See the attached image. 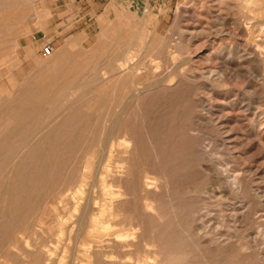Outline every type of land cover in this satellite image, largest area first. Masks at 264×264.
<instances>
[{"label": "rangeland", "instance_id": "1", "mask_svg": "<svg viewBox=\"0 0 264 264\" xmlns=\"http://www.w3.org/2000/svg\"><path fill=\"white\" fill-rule=\"evenodd\" d=\"M249 1L118 0V16L105 20L96 16L91 32L54 37L41 30L51 15L71 13L73 0H0V264H46L47 260L49 264H138V258L147 260L142 250L146 247L151 257L161 261L158 264H172L168 260L181 252L186 255L183 264H264V0H254L261 4ZM248 30L255 35L249 38ZM47 43L54 46L51 57L42 54ZM130 54L136 59L128 66ZM133 68L138 72L135 86L141 92L137 99L129 97L133 91L127 89L129 81L123 76ZM117 72L122 73V80ZM42 77L57 82L50 86L47 96L38 90L34 100L39 103L32 104V110L30 104H24V109L30 108L33 113L12 114V118L9 110L14 94H23ZM6 124L10 130L20 127L16 138L9 139L10 130L3 128ZM102 124L112 131L100 140L96 136ZM55 132L59 134L54 136ZM71 141L77 145L74 161L70 162L74 166L59 170L74 148ZM111 143L116 150L110 148ZM106 144L107 151L103 148ZM123 144L131 151L125 163ZM110 152L114 158L109 157ZM82 162L87 165L82 166ZM121 164L127 167L125 173L119 169L125 177L118 173ZM37 166L40 171L35 169ZM147 177L155 182L149 191L144 187ZM57 180L62 183L50 193L49 183ZM80 188L82 193L75 202L70 194ZM144 203L150 204L148 213ZM105 204L113 209L112 217L107 212L102 214ZM86 205L90 209L84 210ZM33 214L38 216L34 221ZM127 217L130 221L125 222ZM97 218L103 222L97 225L105 230L102 235L90 228ZM32 221L40 224L35 231ZM127 222H133L136 237L118 241L117 235L131 228ZM13 226L19 228L17 232Z\"/></svg>", "mask_w": 264, "mask_h": 264}, {"label": "bare ground", "instance_id": "2", "mask_svg": "<svg viewBox=\"0 0 264 264\" xmlns=\"http://www.w3.org/2000/svg\"><path fill=\"white\" fill-rule=\"evenodd\" d=\"M246 1H247V0H246ZM239 2H240V1H239ZM244 2H245V1H244ZM249 2H251V3H255L254 0H253V1L250 0ZM259 2H260V1H258V3H259ZM256 3H257V2H256ZM256 3H255V4H256ZM258 3H257V4H258ZM240 4H242V2H241ZM259 4H261V3H259ZM244 6H246V5H244ZM247 6H248V5H247ZM252 6L255 7V6H258V5H254V4H252ZM250 7H251V6H250ZM254 7H253V8H254ZM261 7H263V6H261ZM5 8H6V7H5ZM30 8H31V7H30ZM30 8H29V9H30ZM243 8H244V7H243ZM246 8H247V7H246ZM258 8H259V6H258ZM2 9H3V8H2ZM250 9H251V8H249L248 11H250ZM254 10H255V9H254ZM31 11H33V8H32ZM238 11H239V10H238ZM255 11H256V10H255ZM258 11H259V10H258ZM24 12H25V11H24ZM242 12H243V11H242ZM250 12L252 13V10H251ZM26 13H27V12H26ZM26 13H25V14H26ZM262 13H263V12H262ZM262 13H261V14H262ZM241 14H243V13H241ZM257 14H259V12H258ZM261 14H260V15H261ZM5 15H6V14H5ZM20 15H22V14H20ZM245 15H246V14H245ZM245 15H244V16H245ZM38 16H39V15H38ZM246 16H247V15H246ZM262 16H264V15H262ZM35 17H36V16H35ZM6 18H7V17H6ZM8 18H9V17H8ZM45 18H46V17H45ZM16 19H18V18L16 17ZM20 19H21V18H20ZM25 19H26V18H25ZM248 19H249V18H248ZM252 19H253V18H252ZM4 20H6V19L4 18ZM10 20H11V19H10ZM249 20H250V19H249ZM18 21H19V20H18ZM247 21H248V20H247ZM6 22H7V21H6ZM10 22H12V21H10ZM10 22L8 21V23H10ZM20 22H22V21H20ZM12 23H14V22H12ZM15 24H16V23H15ZM34 24H35V23H34ZM247 24H248V23H247ZM261 24H263V23H261ZM2 25H3V24H2ZM2 25H0V26H2ZM4 25L6 26L5 21H4ZM10 25H11V24H10ZM12 25H14V24H12ZM22 25H23V24H22ZM35 25H36V24H35ZM37 25H38V22H37ZM37 25H36V29H39V27H38ZM7 26H8V25H7ZM40 26H41V25H40ZM254 26H255V24H254ZM8 27L11 28L10 26H8ZM28 27H29V26H28ZM243 27H244V25H243ZM248 27L250 28V26H248ZM261 27H262V26H261ZM32 28H33V27H32ZM238 28L240 29V27H238ZM0 29H1V28H0ZM3 29H4V28H3ZM3 29H2V30H3ZM7 29H8V28H7ZM7 29H6V30H7ZM241 29H242V28H241ZM245 29H246V28H245ZM8 30H9V29H8ZM11 30H12V28H11ZM246 30H247V29H246ZM263 30H264V29H263ZM13 31H14V30H13ZM251 31H252V30H251ZM251 31H250V30L247 31V33H248V37H249V38H251L252 35L255 33V32L252 33ZM256 31H257V30H256ZM9 32H10V31H9ZM3 33H5V32L3 31ZM3 33H2V34H3ZM245 33H246V32H245ZM12 35H13V34H12ZM21 35H22V34H21ZM254 35H255V34H254ZM16 36H17V35H16ZM18 36H19V35H18ZM18 36H17V37H18ZM234 36H235V35H234ZM119 37H120V36H119ZM122 37H123V36H122ZM122 37H121V38H122ZM14 39H15V38H14ZM1 40H2V39H1ZM160 40H161V39H160ZM160 40H159V41H160ZM18 41H19V40H18ZM16 42H17V41H16ZM161 42H162V40H161ZM11 43H12V42H11ZM159 44H160V43H159ZM9 45H10V44H9ZM15 46H16V45H15ZM19 46H20V45H18V47H19ZM160 46H161V45H160ZM163 46H164V45H163ZM18 47L16 46L15 48H18ZM151 49H152V48H151ZM159 49H160V48H159ZM1 50H2V49H1ZM155 50H156V49H154V52H155ZM164 51L166 52V50H164ZM154 52L152 51V53H154ZM152 53H151V54H152ZM155 53H156V52H155ZM125 54H126V53H125ZM157 54H158V53H157ZM159 54H160V53H159ZM161 54H162V53H161ZM263 54H264V53H263ZM6 55H7V54H6ZM6 55H5V56H6ZM131 55H133V54H130L129 56H127V61H126V63L128 64V66H130V65H134V64H135V59H136V57H133V56H131ZM163 55H164V54H163ZM14 56H15V55H14ZM80 56H81V55H80ZM124 56H125V55H124ZM156 56H158V55H156ZM165 56H166V55H165ZM165 56H164V57H165ZM50 57H51V56H50ZM160 57H161V56H160ZM161 58H162V57H161ZM262 58H263V57H262ZM12 60H13V59H12ZM259 61H260V60H259ZM14 62H15V61H14ZM78 62H79V61H78ZM56 64H57V63H56ZM127 64H126V65H127ZM143 65H145V64L143 63L142 66H143ZM166 65H167V63H166ZM166 65H165V66H166ZM142 66H141V67H142ZM117 67H118V66H117ZM133 67H134V66H133ZM143 67H144V66H143ZM38 68H39V67H38ZM116 69H117V68H116ZM134 69H135V68H133V69H129V71H128L127 74H124V73H123V74H124L123 76H125V78L129 81V86H127V89H129L130 91H133V93L130 94L129 97H130V98H133V99H137V98H139L141 92H140L139 90H137V87L135 86V84H136V82H134V81H135V74H137L138 72L135 73V70H136V69H135V70H134ZM110 70H111V69H110ZM110 70H109V71H110ZM119 70H120V69H119ZM40 71H41V70H40ZM64 71H65V70H64ZM71 72H72V71H71ZM125 72H127V71H125ZM80 73H82V72H80ZM117 73H118V72H117ZM37 74H38V73H37ZM60 74H62V73H60ZM60 74H59V75H60ZM85 74H86V73H85ZM104 74H105V73H104ZM118 74H119V75H118V76H119V80H120V79L122 80V78H120V76L122 75V73H121V75H120V73H118ZM39 75H40V74H39ZM57 75H58V74H57ZM68 75H69V74H68ZM70 75H71V73H70ZM115 75H116V74H115ZM74 76H75V75H74ZM137 76H138V75H137ZM36 77H37V75H36ZM54 77H55V76H54ZM62 77H64V76H62ZM62 77H61L60 79H62ZM72 77H73V76H72ZM75 77H76V76H75ZM104 77H105V76H104ZM116 77H117V76H116ZM116 77H115V78H116ZM121 77H122V76H121ZM159 77H160V76H159ZM161 77H162V76H161ZM1 78H2V77H1ZM5 79H6V78H5ZM9 79H10V78H9ZM28 79H29V78H28ZM60 79H59V81H60ZM117 79H118V78H117ZM114 80H115V79H114ZM114 80H112V81L114 82ZM119 80H118V82H119ZM127 80H126V81H127ZM146 80H147V79H146ZM32 81H33V80H31V82H32ZM65 81H66V80H65ZM115 81H116V80H115ZM126 81H125V82H126ZM136 81H138L137 78H136ZM162 81H163V80H162ZM56 82H57V81L55 80V78H52V77H42V78H40V79H35L34 82L28 87L29 89H28L27 91H25L23 94H22L21 92H17V93L14 94V98H13V100H12L13 103H12L11 109L9 110V113H10L11 115H12V114H13V115H14V114H18V116H19L20 113H24V112H28V114H30L31 112L33 113L34 110L30 112V108H31V110H32V108H33V107H32V104H34L35 102H38V101H35V100H36L35 98L38 97V95H39L38 90H39V91L41 90L42 92H44L43 94H44L45 96H47V95H48V94H47V91L49 90L50 86H52V85L55 84ZM77 82H78V80H76V83H77ZM160 82H161V81H160ZM79 83H80V82H79ZM137 83H139V82H137ZM172 83H173V82H172ZM24 84H25V85H24ZM24 84H22V85H23L22 87L26 86V83H24ZM28 84H29V83H28ZM117 84H118V83H117ZM60 85H61V84H60ZM106 85H107V84H106ZM106 85H105V86H106ZM113 85H114V83H113ZM120 85H121V84H120ZM120 85H119V86H120ZM123 85H124V84H123ZM79 86H80V85H79ZM105 86H104V87H105ZM156 86H158V84H157ZM22 87H20V89H21ZM121 87H122V85H121ZM168 87H169V86H168ZM2 88H3V87H2ZM112 88H114V87L112 86L111 89H112ZM115 88H118V85H117V87H115ZM119 88H120V87H119ZM154 88H155V87H154ZM68 89H69V88H68ZM76 89H77V88H76ZM121 89H122V88H121ZM147 89H148V88H147ZM147 89H146V90H147ZM23 90H25V89H23ZM54 90H55V89H54ZM116 90H117V89H116ZM123 90H124V89H123ZM146 90H145V91H146ZM2 91H4V90L2 89ZM56 91H57V90H56ZM56 91H55V92H56ZM124 91H126V89H125ZM142 91H143V89H142ZM145 91H144L143 93H145ZM42 92H40V94H42ZM119 92H120V91H119ZM11 93H12V92H11ZM12 94H13V93H12ZM67 94H68V93H67ZM98 94H99V93H98ZM4 95H5V94H4ZM4 95H3V96H4ZM89 95H90V94H89ZM89 95H87V96H89ZM1 96H2V95H1ZM26 96L28 97V98H27V101L24 99V97H26ZM5 97H6V96H4V98H5ZM63 97H64V96H63ZM106 97H107V96H106ZM111 97H112V96H111ZM124 97H125V96H124ZM126 97H128V96H126ZM104 98H105V97H104ZM34 99H35V100H34ZM62 99H63V98H62ZM108 99H109V98H108ZM5 100H6V99H5ZM38 100H39V99H38ZM49 100H50V99H49ZM112 100H113V98H112ZM10 101H11V100H10ZM39 101H40V100H39ZM41 101H42V100H41ZM108 101H110V100H108ZM114 101H115V99H114ZM124 101L126 102V100H124ZM27 102H28V103H27ZM94 102H95V101H94ZM0 103H1V102H0ZM3 103H4V102H3ZM5 103H6V102H5ZM38 103H39V102H38ZM42 103H44V102H42ZM114 103H115V102H114ZM114 103H113V105H114ZM118 103H119V102H118ZM136 103H138V102H136ZM24 104H28V105L30 104L31 106H30V108H28V110H25V109H24ZM47 104H49V103L47 102ZM68 104H69V103H68ZM68 104H67V106H68ZM94 104H95V103H94ZM115 104H116V103H115ZM95 105H96V104H95ZM133 105H134V102H133ZM2 106L5 108V104H3ZM41 106H42V105H41ZM41 106H40V108H42ZM50 106H51V105H50ZM50 106L48 105L47 108L50 107ZM123 106H124V105H123ZM123 106H121V111L123 110V109H122ZM126 106H127V105H126ZM36 107H37V106H36ZM36 107H35V108H36ZM43 107H44V106H43ZM45 108H46V107H45ZM50 108H51V107H50ZM50 108H49V110H50ZM37 109H38V108H37ZM42 109H43V108H42ZM69 109H71V108H69ZM0 110H1V109H0ZM2 110H3V109H2ZM2 110H1V112H2ZM124 110H125V107H124ZM67 111H68V110H67ZM77 111H78V110H77ZM1 112H0V113H1ZM16 112H18V113H16ZM29 112H30V113H29ZM39 112H40V111H39ZM47 112H48V110H47ZM101 112H102V111H101ZM109 112H111V111H109ZM109 112H108V115H106L108 118H109ZM119 112H120V111H119ZM119 112H118V113H119ZM123 112H124V111H123ZM123 112H122V113H123ZM65 113H66V112H65ZM72 113H74V112H72ZM79 113H80V112H79ZM97 113H98V112H97ZM126 113H127V112H126ZM126 113H125V114H126ZM40 114H43V113H40ZM67 114H68V113H67ZM119 114H120V116H121V113H119ZM125 114H124V115H125ZM13 115H12V118L14 117ZM23 115H24V114H23ZM23 115H22V116H23ZM25 115H26V114H25ZM50 115H52V114H50ZM7 116H8V115H7ZM26 116H27V115H26ZM29 116H30V115H28V117H29ZM52 116H53V115H52ZM69 116H70V115H69ZM87 116H88V115H87ZM118 116H119V115H118ZM118 116H117V117H118ZM120 116H119V117H120ZM44 117H45V116H44ZM107 117H106V118H107ZM119 117H118V118H119ZM122 117H123V115H122ZM15 118H16V117H15ZM19 118H20V117H19ZM31 118H32V117H31ZM106 118L103 119V121H105ZM56 119H57V118H56ZM99 119H100V118H99ZM119 119H120V118H119ZM21 120H22V119H21ZM48 120H49V119H48ZM66 120H67V119H66ZM68 120H69V117H68ZM68 120H67V122H68ZM108 120H109V119H108ZM108 120H107V122H108ZM112 120H113V119H112ZM0 121H1V120H0ZM86 121H87V120H86ZM91 121H93V120L91 119ZM119 121H120V120H119ZM122 121H123V120H122ZM81 122L84 123V121H81ZM97 122H98V121H97ZM99 122H100V121H99ZM30 123H31V122H30ZM32 123H33V122H32ZM49 124H51V123H49ZM120 124H121V123H120ZM120 124H119V125H120ZM7 125H8V124H6L5 127H4V125H3V128H4L6 131H7V130H10V128H9ZM29 125H31V124H29ZM66 125H68V124H66ZM102 125H104V124H102ZM15 126H16V125H15ZM49 126H50V125H49ZM70 126H71V125H70ZM73 126H74V125H73ZM95 126H96V125H95ZM111 126H113L112 123H111ZM53 127H54V126H53ZM58 127H59V126H58ZM60 127H61V126H60ZM60 127H59V129H60ZM63 127L65 128V126H63ZM68 127H69V125H68ZM68 127H66V128H68ZM120 127H121V126H120ZM64 128H62L63 131H64ZM69 128H70V127H69ZM0 129H1V127H0ZM18 129H20V127H19ZM18 129H17V127H14V128H12V129L9 131V133L7 134V136L9 137V139H10V137H14V136L18 133ZM21 129H22V128H21ZM45 129H46V128H45ZM48 129H52V127H51V128L48 127ZM70 129H71V128H70ZM75 129H77V128H75ZM86 129H87V128H86ZM120 129H121V128H120ZM1 130H2V129H1ZM1 130H0V131H1ZM46 130H47V129H46ZM66 130H67V129H66ZM87 130H88V129H87ZM110 130H111V128L107 127V125L105 124L104 126H102V128L100 129V133H99V135H97L96 137H97V138H100V140H101V137H102L103 135L106 136V133H107L108 135L110 134V133H108V131L110 132ZM41 131H42V130H41ZM59 131H60V130H59ZM68 131H69V130H68ZM68 131H67V134H68ZM70 131H71V130H70ZM97 131H98V129H97ZM111 131H112V130H111ZM22 132H23V131H22ZM44 132H46V131H44ZM61 132H62V131H61ZM74 132H75V131H74ZM88 132H89V131H88ZM93 132H94V131H93ZM95 132H96V131H95ZM2 133H3V132H2ZM19 133H20V132H19ZM40 133H41V132H40ZM46 133H47V132H46ZM76 133H77V132H76ZM76 133H74V134H76ZM78 133H79V132H78ZM121 133H122V130H121ZM129 133H130V132H129ZM38 134H39V133H38ZM44 134H45V133H44ZM58 134H59V132H58ZM58 134H57V132H55L54 136H57ZM74 134H73V135H74ZM90 134H91V133H90ZM115 134H116V133H115ZM118 134H120V132H119ZM0 135H1V134H0ZM41 135H43V134H40L39 136H41ZM52 135H53V134H52ZM52 135H50V136H52ZM82 135H83V133H82ZM7 136H5V137H7ZM16 136H17V135H16ZM16 136H15V138H16ZM71 136H72V135H71ZM75 136H76V135H75ZM90 136H91V135H90ZM90 136H89V137H90ZM92 136H93V135H92ZM94 136H95V133H94ZM94 136H93L92 138H94ZM104 136H103V137H104ZM129 136H130V135H129ZM129 136H128V137H129ZM0 137L2 138V136H0ZM41 137H42V136H41ZM79 137H80V136H79ZM85 137L88 138V137L86 136V134H85ZM116 137H117V134H116ZM118 137H119V136H118ZM72 138H74V137H72ZM75 138H77V137H75ZM80 138H81V137H80ZM80 138H79V139H80ZM86 138H85V139H86ZM106 138H107L108 140H110L109 136L106 137ZM49 139H50V138H49ZM70 139H71V138H70ZM102 139H103V138H102ZM115 139L118 140V138H115ZM122 139H123V138H121V140H122ZM128 139H129V138H128ZM0 140H1V139H0ZM7 140H8V138H7ZM22 140H23V139H22ZM73 140H74V139H73ZM75 140H76V139H75ZM116 140H115V141H116ZM50 141H51V140H50ZM52 141H53V140H52ZM54 141H55V139H54ZM67 141H69V139H67ZM83 141H84V140H83ZM86 141H87V140H86ZM111 141H112V140H110V142H111ZM113 141H114V140H113ZM130 141H131V140H130ZM24 142H25V141H24ZM30 142H32V141H30ZM30 142H29V143H30ZM71 142H74V141H71ZM80 142H81V140H80ZM84 142H85V141H84ZM104 142H105V141H104ZM104 142H103V143H104ZM108 142H109V141H108ZM121 142H123V141H121ZM121 142H119V143H121ZM126 142H129V140H127ZM9 143H10V142H9ZM9 143L7 144V146L9 145ZM20 143H21V142H20ZM25 143H26V142H25ZM41 143H43V142H41ZM56 143H57V141H55V144H56ZM63 143H65V142L63 141ZM63 143H62V144H63ZM98 143H99V142H98ZM98 143H97V144H98ZM114 143H115V142H113V144H114ZM129 143H130V142H129ZM131 143H132V142H131ZM10 144H11V143H10ZM23 144H24V143H23ZM30 144H31V143H30ZM62 144H61V145H62ZM113 144L111 143V146H110V148H112V149L115 148V146L112 147ZM28 145H29V144H28ZM84 145H86V142H85ZM84 145H83V146H84ZM94 145H96V144L94 143ZM38 146H40V145L38 144ZM71 146H73L74 148L71 149L70 152H68L69 157H68V159L66 158L67 160L65 159L66 161L64 160L65 163H64V164H63V163L61 164V165H63V166H62V168H60L59 170H64V167H65V170H66V167H67V168H70V167L74 166V163L72 164V163H70V162H72V160H73V159H72V157L74 156L73 154L77 152V145H76L75 142H74V144H71ZM75 146H76V148H75ZM80 146H81V145H80ZM87 146L90 147L89 145H87ZM100 146H101V145H100ZM106 146H107V144H106L105 147H103V148H106ZM120 146H121V145H120ZM123 146H124L125 150H123V152H122V159H123V161H124V163H125V159H126V157L128 156L127 153H128V151H130V149L127 147L126 144H123ZM12 147H13V146H12ZM23 147H24V146H23ZM49 147H50V146H49ZM57 147H58V146H57ZM57 147H56V149H57ZM92 147H93V146H92ZM97 147H98V145H97ZM6 148H7V147H6ZM27 148H28V147H27ZM27 148H26V149H27ZM32 148H33V147H32ZM42 148H44V147H42ZM42 148H41V150H42ZM127 148H128L129 150H128ZM131 148H132V147H131ZM2 149H3V148H2ZM8 149H9V148H8ZM23 149H25V148H23ZM36 149H39V148L37 147ZM52 149H53V148H52ZM87 149H88V148H87ZM90 149H92V148L90 147ZM90 149H89V150H90ZM93 149H95V148L93 147ZM101 149H102V148H101ZM107 149H108V147L106 148V150H105V149H103V150L107 151ZM112 149H111V150H112ZM43 150L45 151L46 149L44 148ZM68 150H69V148H68ZM99 150H100V149H99ZM103 150H101V151H103ZM115 150H116V148H115ZM119 150H120V149H119ZM121 150H122V149H121ZM34 151H35V150H34ZM47 151H49V150H46V152H47ZM96 151H97V150H96ZM8 152H9V151H8ZM112 152H114V150H113ZM119 152H120V151H118V153H119ZM130 152H131V151H130ZM132 152H133V151H132ZM55 153H56V152H55ZM59 153H60V150H59ZM59 153L56 154V155H60ZM66 153H67V152H66ZM80 153H81V152H80ZM90 153H91V152H90ZM99 153H101V152H99ZM103 153H106V152H102V154H103ZM107 153H108V152H107ZM110 153H111V152H110ZM110 153H109V154H110ZM115 153H116V152H115ZM120 153H121V152H120ZM120 153H119V155H120ZM32 154H34V153L32 152ZM111 154H112V153H111ZM111 154H110V155H111ZM129 154H130V153H129ZM23 155H24V154H23ZM23 155H22V156H23ZM38 155H40V154H38ZM41 155H42V154H41ZM46 155H47V154H46ZM76 155H77V154H76ZM99 155H100V154H99ZM103 155H104V154H103ZM106 155H108V154H106ZM106 155H105V156H106ZM110 155H109V157H113V154H112V156H110ZM78 156H79V154H78ZM30 157H31V156H30ZM48 157H51V156H48ZM64 157H65V156H64ZM76 157H77V156H76ZM51 158H52V157H51ZM51 158H50V160H51ZM69 158H70V160H69ZM83 158H84V157H83ZM91 158H92V157H91ZM113 158H114V157H113ZM129 158H130V157L128 156V159H129ZM20 159H21V158H20ZM33 159H34V158H33ZM37 159H38V158H37ZM81 159H82V157H81ZM102 159H104V158H102ZM102 159H101V160H102ZM107 159H110V158H107ZM13 161H14V160H13ZM24 161H25V160H24ZM27 161H28V160H27ZM36 161H37V160H36ZM36 161H35V162H36ZM44 161H45V160H44ZM47 161H49V160H47ZM64 161H63V162H64ZM73 161H74V160H73ZM75 161L77 162L76 159H75ZM87 161H88V160H87ZM99 161H100V160H99ZM120 161H121V160H120ZM20 162H21V161H20ZM42 162H43V161H42ZM55 162H56V161H55ZM55 162H54V163H55ZM79 162H80V161H79ZM82 163H83L82 166H86V165H87V162H82ZM13 164H14V163H13ZM18 164H19V163H18ZM44 164H45V163H44ZM44 164L42 163V165H44ZM50 164H51V163H50ZM75 164H76V163H75ZM98 164L101 166V161H100V163H98ZM103 164H104V160H103L102 165H103ZM130 164H131V163H130ZM16 165H17V164H16ZM45 165H46V164H45ZM121 165H123V166H122V167H118V173L121 172V170H119V169L124 170V172H123V171H122V172L125 173V170L127 169V167H126V165L124 166V164H121ZM10 166H11V165H10ZM12 166H13V165H12ZM47 166H48V165H47ZM47 166H46V170H47ZM82 166H81V167H82ZM119 166H120V165H119ZM13 167H14V166H13ZM13 167H12V168H13ZM17 167H18V166H17ZM60 167H61V166H60ZM93 167H94V166H93ZM102 167H103V166H102ZM106 167H107V166H105V168H106ZM22 168H23V167H22ZM28 168H29V167H28ZM28 168H27V169H28ZM36 168H37V169H36ZM94 168H95V167H94ZM108 168H109V167H108ZM128 168H129V167H128ZM7 169H8V168H7ZM32 169H33V168H32ZM35 169H36V170H39V169H38V166L35 167ZM35 169H34V170H35ZM43 169H45V168H43ZM43 169H41V170H43ZM51 169H52V168H51ZM51 169H50V170H51ZM70 169H71V168H70ZM79 169H80V168H79ZM130 169H131V167H130ZM142 169H143V168H142ZM9 170H10V169H9ZM23 170H24V169H23ZM23 170H21V171H23ZM36 170H35V171H36ZM57 170H58V169H57ZM59 170H58V171H59ZM75 170H76V169H75ZM84 170L87 171L86 168H84ZM109 170H110V169H109ZM39 171H40V170H39ZM81 171H82V170H81ZM98 171H99V170H98ZM104 171H105V169H104ZM106 171H108L107 168H106ZM119 171H120V172H119ZM10 172H12V171H10ZM24 172H25V171H24ZM27 172H28V170H27ZM47 172H48V171H47ZM47 172H46V174H47ZM71 172H72V171H71ZM87 172H88V171H87ZM108 172H109V171H108ZM110 172H111V171H110ZM129 172H130V171H129ZM147 172H148V171H147ZM35 173H36V172H35ZM39 173H43V171H42V172H39ZM49 173H50V172H49ZM51 173H52V172H51ZM67 173H69V171H68ZM96 173H97V171H96ZM114 173H115V172H114ZM126 173H127V172H126ZM137 173H138V172H137ZM148 173H149V172H148ZM23 174H24V173H23ZM59 174H60V173H59ZM120 174H121V175H120ZM120 174H119V176L122 177L123 174H122V173H120ZM3 175H4V174H3ZM31 175H32V174H31ZM38 175H39V174H38ZM38 175H37V177H38ZM50 175H51V174H50ZM78 175H79V174H78ZM96 175H99V173L96 174ZM148 175H149V174H148ZM12 176H14V175H12ZM29 176H30V175H29ZM62 176H63V175H62ZM62 176H61V177H62ZM64 176L67 178L68 174H67V176H66V173H65ZM64 176L62 177V179H64ZM79 176L81 177V176H82V173H80ZM85 176H86V175H85ZM115 176H116V175H115ZM115 176H114V177H115ZM123 176H124V175H123ZM4 177H5V176H4ZM40 177H44V175L42 176V174H41ZM49 177H50V176H49ZM53 177H54V176H53ZM53 177H52L51 179H55V178H53ZM76 177H77V176H76ZM99 177H100V176H99ZM101 177H102V176H101ZM114 177H113V179H114ZM124 177H125V176H124ZM128 177H129V176H128ZM134 177H136V176H134ZM1 178H2V177H1ZM1 178H0V179H1ZM8 178H10V177H8ZM8 178H7V179H8ZM45 178H46V177H45ZM12 179H13V178H12ZM23 179H24V178H23ZM29 179H30V178H29ZM40 179H41V178H39L38 180L40 181ZM58 179H59V178H58ZM69 179H70V178H69ZM144 179H145V178H144ZM1 180H2V179H1ZM27 180H28V178H27ZM45 180H46V179H44V181H45ZM65 180H66V179H65ZM65 180H64V181H65ZM73 180H74V179H73ZM120 180H121V179H120ZM9 181H10V180H9ZM22 181H23V180H22ZM28 181H29V180H28ZM39 181H37V182H39ZM47 181H48V180H47ZM69 181L71 182V180H69ZM76 181H77V180H76ZM76 181H75V182H76ZM78 181H79V183H80V179H79ZM153 181H154V180H153L152 177H147V178H146L145 183H144V187H145V190H146V191H147V190L149 191V190L152 189V187H153L152 185L155 183V182H153ZM233 181H234V180H233ZM6 182H8V181H6ZM6 182H5V183H6ZM34 182H36V179H35ZM42 182H43V180H42ZM49 182H50V180H49ZM104 182H106V181H104ZM216 182H217V181H216ZM216 182H215V183H216ZM234 182H235V181H234ZM29 183H31V180L29 181ZM47 183H48V182H47ZM59 183H62V182H60V180H57V182H55V183H54V182L52 183V181H51V183H49L50 193H51V191L53 190L52 188L55 187L54 189H56V187L59 185ZM63 183H64V182H63ZM73 183H74V181H73ZM73 183H72V184H73ZM102 183H103V182H102ZM120 183H121V182H120ZM133 183H134V182H133ZM6 184H8V183H6ZM21 184H22V183H21ZM69 184H70V183H69ZM103 184H104V183H103ZM130 184H131V183H130ZM236 184H237V182H236ZM30 185H31V184H30ZM30 185H29L28 187H30ZM35 185H36V184H35ZM51 185H52V186H51ZM61 185H63V184H61ZM67 185H68V184H67ZM80 185L82 186L81 183H80ZM83 185H85V184H83ZM132 185H134V184H132ZM220 185H221V184H220ZM19 186H20V185H19ZM19 186H18V187H19ZM21 186H22V185H21ZM23 186H24V185H23ZM33 186H34V184H33ZM40 186H41V184H40ZM44 186H45V185H44ZM65 186H66V185H65ZM101 186H102V185H101ZM135 186H136V185H135ZM135 186H134V187H135ZM1 187L4 188L5 185H3V186H1ZM6 187H7V186H6ZM18 187H17V188H18ZM34 187H35V186H34ZM83 187H84V186H83ZM7 188H8V187H7ZM17 188H16V189H17ZM26 188H27V187H26ZM32 188H33V187H32ZM42 188H44V187H42ZM102 188H103V186H102ZM135 188H136V187H135ZM36 189H37V188H36ZM47 189H48V186H47ZM17 190H18V189H17ZM19 190H21V189H19ZM19 190H18V191H19ZM28 190H29V189H28ZM28 190H26V191H28ZM59 190H60V189H59ZM128 190H129V189H128ZM128 190H127V191H128ZM40 191H42V190H40ZM45 191H46V190H45ZM54 191H55V190H54ZM57 191H58V190H57ZM83 191H84V190H83ZM105 191H106V188H105ZM119 191H120V190H119ZM138 191H139V190H138ZM7 192H8V191H7ZM19 192H20V191H19ZM23 192H24V190H23ZM64 192H65V191H64ZM80 192H81V188H80V189H76V190H74V192H72V193L70 194L71 198H72L74 201H75V200L77 201L76 198H77V196L80 194ZM112 192H113V191H112ZM120 192H121V191H120ZM139 192H140V191H139ZM26 193H27V192H26ZM37 193H38V192H36L35 195H37ZM43 193H44V192H43ZM53 193H54V192H53ZM56 193H57V192H56ZM65 193H66V192H65ZM81 193H82V192H81ZM103 193H104V192H103ZM109 193L111 194V192H109ZM117 193H118V191H117ZM124 193H126L125 190H124ZM124 193H123V195H124ZM131 193H132V192H131ZM133 193H135V192H133ZM19 194H20V193H19ZM127 194H128V193H127ZM39 195H40V194H39ZM41 195H42V194H41ZM45 195H46V194H45ZM67 195L69 196V194H67ZM91 195H92V194H91ZM111 195H112V194H111ZM114 195H115V192H114ZM119 195H120V194H119ZM136 195H137V194H136ZM150 195H151V194H150ZM23 196H24V195H23ZM37 196H38V195H37ZM48 196H50V194H49ZM55 196H56V195H55ZM130 196H131V195H130ZM145 196L147 197V195H145ZM24 197H25V196H24ZM26 197H27V196H26ZM26 197H25V198H26ZM43 197H44V196H42V199H43ZM45 197H46V196H45ZM51 197H52V196H51ZM112 197H113V196H112ZM115 197H116V196H115ZM126 197H127V196H126ZM134 197H135V196H134ZM134 197H133V198H134ZM34 198H36V197H34ZM94 198H96V197L94 196ZM118 198H119V197H118ZM131 198H132V197H131ZM137 198H138V197L136 196L135 199L137 200ZM0 199H1V198H0ZM21 199H22V198H21ZM31 199H32V198H31ZM48 199H49V198H48ZM48 199H46V200L48 201ZM116 199H117V198H116ZM116 199H115V200H116ZM16 200H17V199H16ZM25 200H26V199H24V200H22V201H25ZM44 200H45V199H44ZM44 200H43V201H44ZM63 200H64V199H63ZM108 200H109V199H108ZM113 200H114V198H113ZM119 200H120V199H119ZM132 200H133V199H132ZM8 201H9V199H8ZM76 201H75V202H76ZM90 201H91V200H90ZM90 201H89V197H88V201H87V202H90ZM78 202H79V201H78ZM81 202H82V200H81ZM134 202L136 203V201H134ZM145 202H146V200H145ZM5 203H6V202H5ZM7 203H8V202H7ZM7 203H6V204H7ZM22 203H24V202H22ZM53 203H54V202H53ZM79 203H80V202H79ZM85 203H86V202H85ZM90 203H91V202H90ZM102 203H103V202H102ZM116 203H117V202H116ZM97 204H99V203H97ZM106 204H107V203H106ZM106 204L103 205V207H102V208H103V209H102V214H106V212H107V213L110 214V217H112V215H113V211H112V210H113V209L111 210V208H110L108 205H106ZM138 204H139V202H138ZM153 204H154V203H153ZM20 205H22V204H20ZM27 205H29V204H27ZM37 205H38V202H37ZM39 205H40V204H39ZM73 205H74V204H73ZM75 205H76V204H75ZM88 205H89V204H88ZM88 205H86V207L84 208V210L89 208V207H87ZM123 205H124V204H123ZM140 205H141V202H140ZM149 205H150V204H149ZM149 205H148L147 203H144V209H145L146 212H147V208L149 209ZM249 205H250V204H249ZM25 206H26V205H25ZM25 206H24V208H25ZM42 206H43V205H42ZM89 206H90V205H89ZM95 206H96V205H95ZM98 206H99V205H98ZM136 206H137V204H136ZM138 206H139V205H138ZM141 206H142V205H141ZM3 207H4V206H3ZM39 207H40V206H39ZM79 207H81V206H79ZM90 207H92V206H90ZM96 207H97V206H96ZM248 207H249V206H248ZM41 208H42V207H41ZM44 208H45V207H44ZM74 208H75V210L78 209V208H76V207H74ZM98 208H99V207H98ZM115 208H116V207H115ZM120 208H121V206H120ZM11 209H12V208H11ZM31 209H34V207L31 208ZM35 209H36V207H35ZM52 209H53V208H52ZM89 209H90V208H89ZM134 209H135V208H134ZM141 209H142V208H141ZM18 210H19V209H18ZM24 210H25V209H24ZM29 210H30V209H29ZM135 210H136V209H135ZM12 211H13V210H12ZM19 211H20V210H19ZM37 211H38V209H37ZM73 211H74V210H73ZM77 211H78V210H77ZM89 211H90V210H89ZM95 211H96V210H95ZM114 211H115V210H114ZM116 211H117V210H116ZM145 211H144V212H145ZM22 212H23V211H22ZM28 212H29V211H28ZM34 212H35V211H34ZM82 212L85 213L84 211H82ZM87 212H88V210L86 211V213H87ZM137 212H138V211H137ZM140 212H141V211H140ZM144 212H143V213H144ZM75 213H76V212H75ZM83 213H82V214H83ZM126 213H127V212H126ZM147 213H148V212H147ZM152 213H153V212H152ZM152 213H151V214H152ZM160 213H162V212H160ZM24 214H26V212H25ZM28 214L30 215V212H29ZM28 214H27V215H28ZM36 214H37V213H36ZM87 214L89 215V213H87ZM102 214H101V215H102ZM115 214H116V213H115ZM129 214H130V213H129ZM21 215H22V214H21ZM33 215H34V214H33ZM46 215H47V214H46ZM46 215H45V216H46ZM54 215H56V214H54ZM80 215H81V214H80ZM101 215H100V216H101ZM107 215H108V214H107ZM121 215H122V212H121ZM125 215H126V214H125ZM35 216H36V215H34V217H31V218H32L31 220H33V218H35ZM45 216H44V217H45ZM95 216H96V215H95ZM105 216H106V215H105ZM105 216H104V217H105ZM147 216H148V215H147ZM19 217H20V216H19ZM36 217H38V216H36ZM52 217H55V216H52ZM52 217H50V218H52ZM124 217H125V216H124ZM124 217H123V218H124ZM133 217H134V216H133ZM135 217H136V216H135ZM138 217H139V216H138ZM158 217H159V216H158ZM23 218H24V217H23ZM57 218H58V217H57ZM59 218H60V217H59ZM80 218H81V216H80ZM84 218H85V217H84ZM94 218H95V217H94ZM99 218H100V217H99ZM125 218H126V217H125ZM150 218H151V217H150ZM21 219H22V218H21ZM21 219H20V220H21ZM26 219H27V218H26ZM28 219H29V218H28ZM37 219H38V218H37ZM45 219H47V218H44V220H45ZM66 219H67V218H66ZM141 219H142V218H141ZM141 219H140V220H141ZM24 220H25V219H24ZM24 220H23V222H24ZM61 220H64V219H61ZM90 220H91V217H90ZM110 220L115 221L114 219H110ZM123 220H124V219H123ZM136 220H137V218H135V221H136ZM142 220H144V219H142ZM152 220H153V219H152ZM157 220H158V218H157ZM27 221H28V220H27ZM33 221H34V220H33ZM33 221H32V223H33ZM38 221H40V220H38ZM38 221L35 222V223H33V226H32L33 231H35V227L40 226V224H38ZM57 221H60V220L58 219ZM66 221H67V220H66ZM68 221H69V220H68ZM76 221H77V220H76ZM85 221H86V220H85ZM121 221H122V220H121ZM126 221H130V218L127 217V219H125V222H126ZM150 221H151V220H150ZM17 222H18V221H17ZM105 222L107 223V221H105ZM116 222H117V221H116ZM123 222H124V221H123ZM123 222H122V223H123ZM140 222H141V221H140ZM148 222H149V221H148ZM21 223H22V222H21ZM57 223H58V222H57ZM59 223H61V222H59ZM59 223H58V224H59ZM63 223H64L63 225H65V220H64ZM74 223H75V222H74ZM88 223H89V220H88ZM88 223H87V224H88ZM100 223H103V222L100 221L98 218H97V219H93V220H92V225L90 226V228L93 230V232H94L95 234H98V235H100V234L102 235L101 231H102V232L105 231V230L103 231L101 228H99V227L97 226V225H99ZM108 223H110V221H109ZM120 223H121V222H120ZM127 223H129L128 225H129L131 228H130L128 231L126 230L125 232H120V231H118V232H120L118 235L116 234V235L118 236V241H126L125 238H126L127 236H131V237H133V238L136 237V236L134 235V232H135V231H134V230H135V226L133 225V222H127ZM134 223H135V222H134ZM136 223H138V222H136ZM17 224H18V223H16V225H17ZM27 224H29V223H27ZM30 224H31V223H30ZM77 224H78V223H77ZM77 224H76V225H77ZM80 224H82V223H80ZM80 224H79V225H80ZM114 224H115V222H114ZM118 224H119V221H118ZM123 224H124V223H123ZM139 224H140V223H139ZM151 224H152V223H151ZM153 224H154V223H153ZM14 225H15V224H14ZM21 225H22V224H21ZM25 225H26V224H25ZM56 225H57V224H56ZM66 225H67V224H66ZM74 225H75V224H74ZM74 225H73V227H74ZM110 225H111V224H110ZM18 226H19V225H18ZM23 226H24V225H23ZM29 226H30V225H29ZM29 226H28V227H29ZM113 226H114V225H113ZM8 227H9V225H8ZM15 227H16V226H15ZM78 227H79V226H78ZM80 227H81V225H80ZM110 227H111V226H110ZM120 227H122V226H120ZM9 228H11V227H9ZM9 228H8V229H9ZM13 228H14V226H13ZM16 228H17V227H16ZM69 228H70V227H69ZM76 228H77V226H76ZM104 228H105V227H104ZM111 228H112V227H111ZM140 228H141V227H140ZM235 228H236V227H235ZM11 229H12V228H11ZM14 229H15V228H14ZM17 229H19V228H17ZM17 229H15V232H17V231H16ZM25 229H26V228H25ZM66 229H67V228H66ZM87 229H88V228H87ZM87 229H86V230H87ZM118 229H119V228H118ZM121 229H122V228H121ZM121 229H120V230H121ZM123 229H124V227H123ZM142 229H143V228H142ZM142 229H141V230H142ZM107 230H108V229H107ZM79 231H80V230H79ZM121 231H122V230H121ZM123 231H124V230H123ZM198 231H199V230H198ZM75 232H76V231H75ZM75 232H74V233H75ZM118 232H117V233H118ZM142 232H143V231H142ZM142 232H139V235L142 234ZM154 232H155V231H154ZM32 233H33V232H32ZM34 233H35V232H34ZM80 233H81V232H80ZM82 233H83V232H82ZM89 233H90V232H89ZM111 234H113V233H111ZM74 235H75V234H74ZM85 235H86V234H85ZM106 235H107V234H106ZM116 235H115V236H116ZM152 235H153V234H152ZM206 235H208V234H206ZM87 236H88V235H87ZM103 236H105V235L103 234ZM110 236H111V235H110ZM202 236H203V234H202ZM202 236H201V237H202ZM6 237H7V235H6ZM15 237H16V236H15ZM15 237H14V238H15ZM73 237H74V236H73ZM107 237H108V236H107ZM112 237H113V235H112ZM141 237H142V236H140V238H141ZM153 237H154V236H153ZM211 237H215V236H211ZM14 238H13V239H14ZM17 238H19V237H17ZM87 238H88V237H87ZM104 238H105V237H104ZM109 238H110V237H109ZM138 238H139V237H138ZM156 238H157V237H156ZM182 238H183V236H182ZM9 239H10V238H9ZM92 239H93V238H92ZM105 239H106V238H105ZM126 239H127V238H126ZM207 239H208V238H207ZM101 240H102V238H101ZM103 240H104V239H103ZM103 240H102V241H103ZM132 240H133V239H132ZM138 240H140V239H138ZM141 240H142V238H141ZM148 240H149V239H148ZM155 240H156V239H155ZM155 240H154V241H155ZM158 240H159V239H158ZM183 240H184V239H183ZM190 240H192V239H190ZM203 240H204V239H203ZM22 241H23V240H22ZM39 241H40V240H39ZM154 241H153V242H154ZM160 241H161V240H160ZM164 241H165V240H164ZM164 241H163V242H164ZM7 242H8V239H7ZM9 242H10V241H9ZM112 242H113V241H112ZM134 242H135V240H134ZM136 242H139V241L136 240ZM20 243H21V242H20ZM104 243H105V242H104ZM124 243H125V242H124ZM142 243H144V241H143ZM155 243H156V242H155ZM9 244H10V243H9ZM16 244H18V243H16ZM25 244H26V242H25ZM102 244H103V243H102ZM114 244H115V243H114ZM219 244H220V243H219ZM5 245H6V243H5ZM23 245H24V244H23ZM39 245H40V244H39ZM39 245H38V246H39ZM151 245H152V244H151ZM155 245H156V244H155ZM160 245H161V244H160ZM164 245H165V244H164ZM194 245H195V244H194ZM200 245H201V244H200ZM210 245H211V244H210ZM27 246H28V245H27ZM27 246H26V247H27ZM146 246H148V245H146ZM161 246H162V245H161ZM165 246H166V245H165ZM212 246H213V245H212ZM212 246H210V247H212ZM221 246H222V245H221ZM18 247H19V246H18ZM91 247H93V246H91ZM149 247H150V246H149ZM257 247H258V246H257ZM257 247H256V248H257ZM35 248H36V247H35ZM89 248H90V247H89ZM155 248H156V247H155ZM175 248H176V247H175ZM190 248H191V247H190ZM190 248H189V249H190ZM248 248H250V247H248ZM251 248H252V247H251ZM251 248H250V249H251ZM53 249H54V248H53ZM65 249H66V248H65ZM73 249H74V248H73ZM75 249H76V248H75ZM81 249H82V248H81ZM85 249L88 250L87 247H86ZM92 249H93V248H92ZM118 249H119V248H118ZM129 249H130V247H129ZM131 249H132V248H131ZM138 249H139V247H138ZM165 249H166V248H165ZM218 249H219V248H218ZM220 249H221V247H220ZM10 250H11V249H10ZM67 250H68V249H67ZM77 250H78V249H77ZM127 250H128V248H127ZM142 250L145 252L146 256L144 255V257H146L147 260H141L140 258H138L137 261H136L138 264H158V263L161 262V261L157 260V258H155V257L153 258V257L150 256V253H149L150 250H148L147 247H146V249H142ZM152 250H153V249H152ZM152 250H151V251H152ZM170 250H171V249H170ZM187 250H188V249H187ZM193 250H194V249H193ZM3 251H4V250H3ZM19 251H20V249H19ZM32 251H33V250H32ZM52 251H53V250H52ZM120 251H121V248H120ZM10 252H11V251H10ZM48 252H49V251H48ZM75 252H77V254H78V251H75ZM82 252H83V251H82ZM121 252H122V251H121ZM123 252H124V251H123ZM134 252H135V250H134ZM158 252H159V251H158ZM158 252H157V253H158ZM1 253H3V252H1ZM31 253H32V252H31ZM124 253H126V252H124ZM139 253H140V251H139ZM181 253H182V252H181ZM181 253H179V254H176V253H175V255H174L173 257H171L168 261L172 262V264H183V261L186 260V255H184L183 253L181 254ZM184 253H185V252H184ZM187 253H188V252H187ZM49 254H50V253H49ZM49 254H45V255H49ZM82 254H83V253H82ZM170 254H171V253H170ZM35 255H36V254H35ZM43 255H44V254H43ZM52 255H53V254H52ZM87 255H88V254H87ZM107 255H108V254H106V256H107ZM131 255H132V254H131ZM136 255H138V254L136 253ZM140 255H141V253H140ZM89 256H90V255H89ZM154 256H155V255H154ZM76 257H77V255H76ZM80 257H81V256H80ZM102 257H103V256H102ZM168 257H169V256H168ZM31 258H32V257H31ZM70 258H71V257H70ZM72 258H73V256H72ZM105 258H106V257H105ZM132 258H133V257H132ZM142 258H143V257H142ZM164 258H165V257H164ZM166 258H167V257H166ZM187 258H188V257H187ZM190 258H191V257H190ZM19 259H20V258H19ZM29 259H30V258H28V261H29ZM50 259H51V258H50ZM52 259H53V258H52ZM86 259L88 260V258H86ZM103 259H104V257H103ZM143 259H144V258H143ZM0 260H1V258H0ZM24 260H25V259H24ZM128 260H129V259H128ZM162 260H163V259H162ZM41 261H42V260H41ZM48 261H49V260H47L46 264H49L50 261H49V262H48ZM64 261H65V260H64ZM64 261H63V262H64ZM70 261H71V260H70ZM83 261H84V260H83ZM102 261H103V260H102ZM104 261H105V260H104ZM129 261H130V260H129ZM0 262L2 263V260H1ZM74 262H75V261H74ZM84 262H85V261H84ZM121 262H122V261H121ZM132 262H133V261H132ZM134 262H135V261H134ZM136 262H135V263H136ZM166 262H167V259H166ZM166 262H165V263H166ZM170 262H169V263H170ZM185 262H187V261H185ZM185 262H184V264H185ZM61 263H62V262H61ZM86 263H87V262H86ZM88 263H89V262H88ZM88 263H87V264H88ZM188 263H189V262H188ZM36 264H37V263H36ZM62 264H63V263H62ZM84 264H85V263H84ZM89 264H90V263H89ZM97 264H98V263H97ZM127 264H128V263H127ZM133 264H134V263H133Z\"/></svg>", "mask_w": 264, "mask_h": 264}, {"label": "crops", "instance_id": "3", "mask_svg": "<svg viewBox=\"0 0 264 264\" xmlns=\"http://www.w3.org/2000/svg\"><path fill=\"white\" fill-rule=\"evenodd\" d=\"M96 16L104 20L118 16V0H73L71 13L51 15L41 31L54 37L60 33H89Z\"/></svg>", "mask_w": 264, "mask_h": 264}, {"label": "built area", "instance_id": "4", "mask_svg": "<svg viewBox=\"0 0 264 264\" xmlns=\"http://www.w3.org/2000/svg\"><path fill=\"white\" fill-rule=\"evenodd\" d=\"M42 54L44 57H50L54 54V46L52 43H47L42 49Z\"/></svg>", "mask_w": 264, "mask_h": 264}]
</instances>
